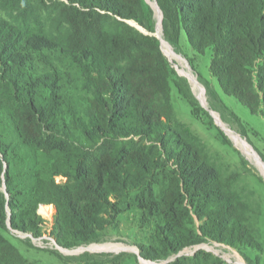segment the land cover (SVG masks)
<instances>
[{
    "label": "trees",
    "instance_id": "16d2710c",
    "mask_svg": "<svg viewBox=\"0 0 264 264\" xmlns=\"http://www.w3.org/2000/svg\"><path fill=\"white\" fill-rule=\"evenodd\" d=\"M155 1L162 43L143 0H0V264H33L5 233L9 223L24 242L42 237L41 206L65 247L132 233L149 261L230 264L202 248L176 255L219 243L264 264L261 204L178 118L172 87L197 106L162 50L184 55V39L210 52L219 89L189 59L191 69L207 107L244 135L218 90L264 118V0ZM51 252L69 264H140Z\"/></svg>",
    "mask_w": 264,
    "mask_h": 264
},
{
    "label": "rangeland",
    "instance_id": "374dc122",
    "mask_svg": "<svg viewBox=\"0 0 264 264\" xmlns=\"http://www.w3.org/2000/svg\"><path fill=\"white\" fill-rule=\"evenodd\" d=\"M145 7L150 8L154 12L157 19V26L161 32L162 15L155 0H143ZM172 50L173 48L164 41ZM167 45L162 46L168 62L174 70L177 77H184L188 83L187 93H191L196 102V108L193 109L188 99L182 96L177 89L172 87L171 99L176 109L178 118L184 122L200 139L204 142L207 151L216 162V164L224 168L227 172H235L240 184H245L252 189L261 204L262 216L260 219V227L264 236V118L260 114H252L245 106L240 104L235 98L224 95L218 90L223 102L230 108L240 119L245 127V134H241L240 128L235 123H226L220 117V114L214 110L210 112L206 108V94L204 86L198 81L197 74L215 84L209 72L210 52L204 54L195 53L187 44L186 40H182V50L184 55L173 50L172 55L169 53ZM189 59L196 69V73L191 69ZM192 76V79L188 77ZM206 111V113L203 111ZM216 117L221 121L216 120ZM224 126V128H222ZM219 129L224 132L228 139V143L221 140ZM243 142L246 144L244 145ZM60 181V178H57ZM2 189L5 190L4 185ZM40 214L47 220L44 224L45 234L40 238H30V242L24 240L27 234L12 229L8 223L9 233L5 236L13 242L25 255V257L33 264H69L60 261L51 251H57L63 256H77L82 253L89 254H108L116 255L126 253L127 255L135 254L140 264H164L166 261L154 262L143 259L139 256L138 247L133 243L132 233L130 238H117L104 242L90 243L88 245L65 247L58 244L51 231L52 208L42 207ZM206 249L220 256L230 264H250L247 258H253L254 253L246 249H238L229 247L219 243H202L199 245L186 247L179 251L176 255H191L198 249ZM175 255V256H176ZM172 256L171 258L175 257ZM170 258V259H171ZM169 259V260H170ZM129 260H133L130 257Z\"/></svg>",
    "mask_w": 264,
    "mask_h": 264
},
{
    "label": "water",
    "instance_id": "95a60500",
    "mask_svg": "<svg viewBox=\"0 0 264 264\" xmlns=\"http://www.w3.org/2000/svg\"><path fill=\"white\" fill-rule=\"evenodd\" d=\"M162 19V15L160 16V20ZM140 29L143 30L142 27H140ZM155 35L161 40V43L163 41V39L161 38V35H160V32H159V29L157 27L156 29V32H155ZM188 77L192 79V76L188 74ZM206 108L209 110V108L206 106ZM210 112H212L211 110H209ZM216 120L219 122V124L221 123V121L216 117ZM222 128H224V126H222Z\"/></svg>",
    "mask_w": 264,
    "mask_h": 264
},
{
    "label": "built area",
    "instance_id": "2783aa9c",
    "mask_svg": "<svg viewBox=\"0 0 264 264\" xmlns=\"http://www.w3.org/2000/svg\"><path fill=\"white\" fill-rule=\"evenodd\" d=\"M42 207H44V208H46V209H48V208H52V207L41 206L40 209H41ZM40 209H39V210H40ZM39 213H40V212H39Z\"/></svg>",
    "mask_w": 264,
    "mask_h": 264
},
{
    "label": "bare ground",
    "instance_id": "6f19581e",
    "mask_svg": "<svg viewBox=\"0 0 264 264\" xmlns=\"http://www.w3.org/2000/svg\"><path fill=\"white\" fill-rule=\"evenodd\" d=\"M244 145H246L244 142H243Z\"/></svg>",
    "mask_w": 264,
    "mask_h": 264
}]
</instances>
